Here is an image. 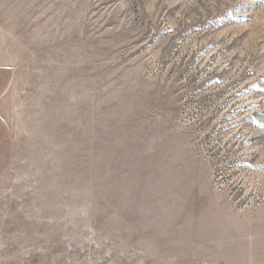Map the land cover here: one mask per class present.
<instances>
[{
	"label": "rangeland",
	"instance_id": "374dc122",
	"mask_svg": "<svg viewBox=\"0 0 264 264\" xmlns=\"http://www.w3.org/2000/svg\"><path fill=\"white\" fill-rule=\"evenodd\" d=\"M0 264H264V0H0Z\"/></svg>",
	"mask_w": 264,
	"mask_h": 264
},
{
	"label": "crops",
	"instance_id": "0c3cea01",
	"mask_svg": "<svg viewBox=\"0 0 264 264\" xmlns=\"http://www.w3.org/2000/svg\"><path fill=\"white\" fill-rule=\"evenodd\" d=\"M11 81V71L0 68V98ZM12 157V141L6 126L0 119V178L5 173Z\"/></svg>",
	"mask_w": 264,
	"mask_h": 264
}]
</instances>
